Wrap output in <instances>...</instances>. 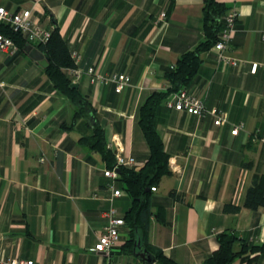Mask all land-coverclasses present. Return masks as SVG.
Returning <instances> with one entry per match:
<instances>
[{
    "label": "crops",
    "instance_id": "obj_1",
    "mask_svg": "<svg viewBox=\"0 0 264 264\" xmlns=\"http://www.w3.org/2000/svg\"><path fill=\"white\" fill-rule=\"evenodd\" d=\"M216 1L225 6L221 19L231 9L239 12L223 51L237 63H221L211 46L202 52L185 88L207 108L224 112L227 121L216 125L210 114H188L166 107L164 101L155 112L170 173L150 190L145 236L179 264H204L223 231L252 245L264 244V204L256 209L243 204L247 189L264 174V0ZM203 3L0 0L9 10L31 9L45 28H58L69 52L79 55L75 66L84 73L75 88L93 111L76 117V105L53 87L44 68L24 50L13 56L0 52V262H107L103 252L94 250L107 222L105 212L114 208L123 217L131 197L118 179L114 186L123 194L112 197L110 179L103 175L108 166L81 138L91 134L96 122L106 144L112 135L120 137L137 163L133 167L147 160L139 106L151 92L169 86L165 75L170 67L204 39ZM88 67L103 76L124 73L131 84L115 92L113 83H91ZM63 71L70 75L69 68ZM226 204L239 209L227 212ZM119 235L110 259L145 264L121 248L130 236L126 222ZM249 257L264 264V251ZM231 264L245 263L237 258Z\"/></svg>",
    "mask_w": 264,
    "mask_h": 264
},
{
    "label": "trees",
    "instance_id": "obj_2",
    "mask_svg": "<svg viewBox=\"0 0 264 264\" xmlns=\"http://www.w3.org/2000/svg\"><path fill=\"white\" fill-rule=\"evenodd\" d=\"M225 6L216 0H204L202 8V31L204 39L195 48L184 52L176 61L174 68H170L165 78L169 86L164 91L151 92L141 103L138 109V124L147 142L149 154L147 160L139 167L120 166L118 180L122 181L124 189L131 197L130 208L125 211L123 219L130 229L129 238L121 246L123 251L132 252L137 242L152 252L157 264H179L172 258L150 245L146 239L148 218L150 215V190L159 182L162 176L169 174L168 154L164 150L162 139L155 126V112L159 104L173 91L186 87L197 72L201 64L202 52L208 50L217 40L218 33L223 26L221 19ZM0 32L10 35L19 49L23 50L28 44L26 40L9 27L0 25ZM45 55L48 65L44 68L53 87L63 93L77 107L75 116H90L93 111L87 97L77 88L71 86V79L63 69L74 67L66 42L60 35L57 27L51 31V37L46 44L36 45ZM89 147L100 153L102 160L108 167L114 164V154L107 148L104 130L96 122L91 126V134L82 137ZM172 194V193H171ZM245 207L256 209L264 204V174L256 177L244 197ZM239 208L226 204L224 210L236 212ZM218 248L204 261V264H231L237 258H243L245 264H255V257L250 258L253 252H263L264 244L252 245L240 239L234 232L223 231L217 235ZM239 249H235V245Z\"/></svg>",
    "mask_w": 264,
    "mask_h": 264
},
{
    "label": "built area",
    "instance_id": "obj_3",
    "mask_svg": "<svg viewBox=\"0 0 264 264\" xmlns=\"http://www.w3.org/2000/svg\"><path fill=\"white\" fill-rule=\"evenodd\" d=\"M162 18L165 17V13H161ZM239 12L236 9L227 11L223 17V26L218 33L216 42L213 48L218 52L219 60L223 64L235 65L237 60L231 56L223 53L228 42L231 39L232 33L235 31V23ZM0 25L9 27L13 32L19 33L29 44L36 46L37 44H46L51 37V29L41 26L36 17L33 16L32 10L29 8H20L16 10L6 9L4 6H0ZM262 38H264V29L262 31ZM19 50L18 45L14 39L3 32H0V52L9 56H13ZM71 58L76 64L79 60V55L76 52L70 53ZM172 65L170 68H174ZM260 66L264 69V63H260ZM86 72L90 76L91 83H113L115 92H121L125 86L131 84V79L124 73H115L109 76L100 75L98 69L95 67H88ZM84 73L82 69L77 66L69 68V78L72 82H76ZM166 87L164 90H166ZM163 90V91H164ZM166 107L184 111L188 114L204 116L210 114L215 117L214 124L221 125L227 121V117L224 112H218L215 108H207L204 105V101L201 97L190 94L185 87H181L178 90L171 92L164 100ZM24 125V123H23ZM242 125H234L231 129L232 134H236ZM264 140V136L261 138ZM107 148L112 150L114 154V164L112 167H106L103 169V175L110 179L108 186L112 189V197L121 196L123 191L114 186L115 181L119 177L118 168L120 166L132 167L137 163L132 155H130L119 136L112 135L110 141L106 144ZM40 160H43L41 158ZM156 187L152 186L151 190H155ZM107 222L104 226L103 232L98 236V239L94 245V250L103 252L106 255L107 262L105 264H118L110 259L113 247L119 241V226L124 225L123 217L117 215L114 208H109L105 212ZM0 264H37L33 260H23L20 258H7L0 262ZM39 264V263H38ZM40 264H58L42 262Z\"/></svg>",
    "mask_w": 264,
    "mask_h": 264
},
{
    "label": "water",
    "instance_id": "obj_4",
    "mask_svg": "<svg viewBox=\"0 0 264 264\" xmlns=\"http://www.w3.org/2000/svg\"><path fill=\"white\" fill-rule=\"evenodd\" d=\"M23 50L27 53V55L36 61L39 65L45 68L48 65L47 58L44 53L37 47L32 44H27L24 46ZM72 87H77V83L72 82ZM135 250L133 251L134 255L138 257L145 264H153L156 261V258L152 252L146 249L139 242L135 245Z\"/></svg>",
    "mask_w": 264,
    "mask_h": 264
}]
</instances>
